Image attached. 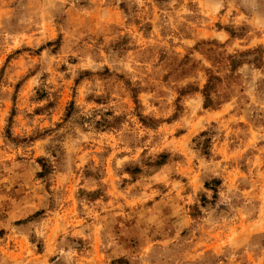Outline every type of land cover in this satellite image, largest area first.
I'll list each match as a JSON object with an SVG mask.
<instances>
[{"label": "rangeland", "instance_id": "1", "mask_svg": "<svg viewBox=\"0 0 264 264\" xmlns=\"http://www.w3.org/2000/svg\"><path fill=\"white\" fill-rule=\"evenodd\" d=\"M0 264H264V0H0Z\"/></svg>", "mask_w": 264, "mask_h": 264}]
</instances>
